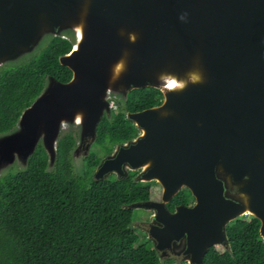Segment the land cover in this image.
Returning <instances> with one entry per match:
<instances>
[{
    "label": "water",
    "instance_id": "obj_1",
    "mask_svg": "<svg viewBox=\"0 0 264 264\" xmlns=\"http://www.w3.org/2000/svg\"><path fill=\"white\" fill-rule=\"evenodd\" d=\"M68 33L77 40L59 61L72 78L48 76L0 135V180L14 164L26 169L40 144L52 170L65 128L79 134L72 159L85 143L88 157L112 101L154 88L162 102L127 114L140 134L94 177L142 169L143 181H157L160 202L128 207L152 210L155 250L182 240L188 264H204L212 247L229 250L227 227L244 215L259 220L264 240V0H0V69ZM224 185L237 190L233 200ZM183 188L196 204L170 213Z\"/></svg>",
    "mask_w": 264,
    "mask_h": 264
},
{
    "label": "trees",
    "instance_id": "obj_2",
    "mask_svg": "<svg viewBox=\"0 0 264 264\" xmlns=\"http://www.w3.org/2000/svg\"><path fill=\"white\" fill-rule=\"evenodd\" d=\"M72 42L53 38L36 57L4 69L0 74V135L15 128L24 109L42 92L46 78L68 82L72 72L60 56ZM154 88L133 90L126 107L98 126L96 144L110 153L116 144L132 140L138 130L126 112L142 111L161 103ZM72 132L57 144V159L48 170V156L39 145L25 170L7 173L0 180V264H173L162 262L156 251L133 226L132 203L148 200L149 188L132 177L94 182L92 172L100 157L85 158L83 172H75ZM178 197V200L176 198ZM175 203L188 202L182 193ZM256 218H239L227 229L229 250L212 247L204 264H264V240Z\"/></svg>",
    "mask_w": 264,
    "mask_h": 264
},
{
    "label": "flooded vegetation",
    "instance_id": "obj_3",
    "mask_svg": "<svg viewBox=\"0 0 264 264\" xmlns=\"http://www.w3.org/2000/svg\"><path fill=\"white\" fill-rule=\"evenodd\" d=\"M53 38H56V37H50V41L53 39ZM60 38H63V37H60ZM63 39H67V40H69V41H71L69 38H63ZM49 41V42H50ZM48 42V43H49ZM18 66V65H17ZM4 67V66H3ZM1 68L0 69V74H1V72L4 70V69H6V68H8L9 66H5L4 68ZM12 67V66H11ZM13 67H15V66H13ZM10 68V67H9ZM129 95V94H128ZM162 100H163V97H162V99H161V102H162ZM112 103H113V109H112V114H113V111H117L118 109H119V106H122V107H126V105L122 102V100L120 99V98H117V99H114L113 101H112ZM136 112H139V111H136ZM128 113H135V112H126V117H127V114ZM105 117H107L106 115L104 116V118ZM112 117V115H110L109 117H107V118H111ZM135 126V125H134ZM136 127V126H135ZM137 128V127H136ZM137 130H138V134L133 138V139H135L139 134H140V131H139V129L137 128ZM71 132V131H70ZM74 135H75V137H76V144H75V146H74V148H73V150H72V152H71V155L75 152V150H76V148L78 147V141H79V139L77 138V135L74 133V132H72ZM62 136V135H61ZM132 139V140H133ZM97 141V140H96ZM96 141H95V143L93 144V146H92V150H91V152H90V154L91 153H97L96 151H93V148L94 147H97L98 148V150L100 151V147L96 144ZM128 141H131V139L130 140H128ZM128 141H126V142H128ZM126 142H124V143H126ZM124 143H121V144H124ZM85 144H87V143H85ZM85 144H83V146L85 145ZM121 144H116L115 146H114V148H113V150L110 152V153H105V152H103V155H99V153H97L98 155H99V157H100V160H99V163H100V161L104 158V157H106L107 155H109V154H111L113 151H114V149H115V147L117 146V145H121ZM83 146H81L80 148H79V150L80 149H82L81 150V152H80V154L78 155V160H81L82 161V165L84 166V161H85V155H84V153H85V151L83 150L84 149V147ZM101 152V151H100ZM73 160V159H72ZM99 163H98V165H99ZM98 165L94 168V170H93V172H92V176H93V180H94V182H105V181H114V180H122V179H125V178H128V177H132V181L133 182H138V183H141L142 185H143V188L145 189V188H149V197H148V200H145V201H141V202H146V201H155V202H160L161 200H162V187L160 186V184L157 182V181H155V180H153V181H149V182H147V181H143L142 180V175L140 174V173H142V169H140V170H136V171H129V173H128V176L127 177H125L124 175H119V177H118V175L117 174H115V173H111V174H104L102 177H99V178H96V177H94L95 176V172H96V170H97V167H98ZM20 170V169H19ZM187 191L189 192V194H190V200L188 201V202H183V203H175V198L178 196V195H180V194H182V193H187ZM237 194V190L235 189V188H231V187H227L226 185H224V195H225V198L227 199V200H233V196H235ZM176 200H178V197L176 198ZM196 204V200H195V198L193 197V195H192V193L190 192V190L188 189V188H183V189H181L178 193H177V195H175L172 199H171V201L167 204V209H168V211L170 212V213H174L175 211H176V208H178V207H180L181 205L182 206H187V207H193L194 205ZM141 210H144L145 212H149V219H139V223L138 224H135L136 225V229H139L140 231H142L143 232V234L145 235V239L148 241V242H150V244H151V246L154 248V250H155V246H157L158 244L157 243H154V241H153V239L152 238H150V236H149V232H150V230H151V228H152V226H156V227H158V228H160L161 227V225L160 224H158V223H154V221H153V215H154V212L152 211V210H147V209H141ZM134 211H137V210H134ZM134 214H135V212L133 213V221H136V219H134ZM241 218H254L253 216H251V215H244V216H242ZM231 224V223H230ZM133 226H134V222H133ZM227 229H228V227H227ZM224 249V248H223ZM186 250H187V247L185 246V244L184 243H182V240H180V241H173V242H171L170 244H169V247H166V248H164V249H161V250H158V252L156 251V254L158 255V257H159V259L162 261V262H167V261H171L173 264H180V263H182V262H184L185 264H188V262L187 261H185V259L186 258H189V255H186L185 254V252H186ZM225 250V249H224Z\"/></svg>",
    "mask_w": 264,
    "mask_h": 264
},
{
    "label": "rangeland",
    "instance_id": "obj_4",
    "mask_svg": "<svg viewBox=\"0 0 264 264\" xmlns=\"http://www.w3.org/2000/svg\"><path fill=\"white\" fill-rule=\"evenodd\" d=\"M67 37L71 40V42H73V43H75L76 42V40H77V37L74 35V34H72V33H68L67 34ZM50 41V37H48V38H46L43 42H42V44L39 46V48L33 53V54H30V55H27V56H25L24 58H22L20 61H18V62H15V63H10V64H8V65H5V66H9V67H13V66H17V65H21V64H24V63H26L27 61H29L30 59H32V58H34V57H36L39 53H41L42 52V50L48 45V42ZM4 66V67H5ZM3 67V68H4ZM8 67V68H9ZM74 132L76 135H77V138L79 137V134H78V130H71V129H67V128H65L63 131H62V133H61V135H63V134H65L66 132ZM41 145V144H40ZM93 151H96L97 153H99V155H103V152L101 151H99L98 150V148L97 147H94L93 148ZM73 164H74V169H75V172L76 173H78V174H80V173H82L83 171V165H82V161L81 160H78V158H75V160H73ZM11 169L9 170V172H11V171H16V170H19L20 169V167H19V165H17V164H14V165H12L11 167H10ZM20 170H25V169H20ZM5 174H7V172L6 173H4L3 175H2V177L3 176H5ZM135 212V214H134V219H136V221H133L134 222V227L136 228V225L135 224H138L140 221H139V219H149V212H145L144 210H137V211H134ZM139 218V219H138ZM139 230V229H138ZM140 231V230H139ZM142 232V231H141ZM142 234V236L144 237V238H146L145 237V235L143 234V232L141 233ZM217 251H219V252H224V249L222 248V247H220V246H218L217 247ZM180 264H185L184 262H182V263H180Z\"/></svg>",
    "mask_w": 264,
    "mask_h": 264
}]
</instances>
